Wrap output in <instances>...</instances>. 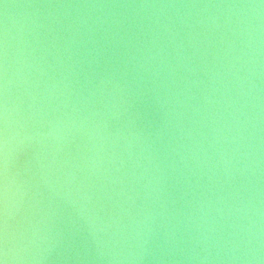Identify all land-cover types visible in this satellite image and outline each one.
I'll use <instances>...</instances> for the list:
<instances>
[{"label":"water","instance_id":"1","mask_svg":"<svg viewBox=\"0 0 264 264\" xmlns=\"http://www.w3.org/2000/svg\"><path fill=\"white\" fill-rule=\"evenodd\" d=\"M0 264H264V0H0Z\"/></svg>","mask_w":264,"mask_h":264}]
</instances>
